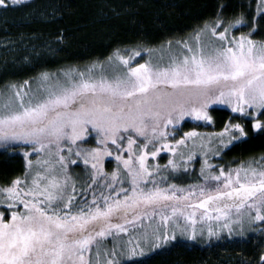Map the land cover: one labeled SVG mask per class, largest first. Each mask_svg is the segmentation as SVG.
I'll return each instance as SVG.
<instances>
[{
  "label": "snow or ice",
  "instance_id": "snow-or-ice-1",
  "mask_svg": "<svg viewBox=\"0 0 264 264\" xmlns=\"http://www.w3.org/2000/svg\"><path fill=\"white\" fill-rule=\"evenodd\" d=\"M25 3L0 0V8ZM227 11L228 5H218L211 27L206 24L194 36L199 46L184 43L186 54L170 56L166 66L151 59L132 66L140 50L124 55L117 51L118 65L111 77L104 74L103 65L93 64L84 71L42 72L35 91L29 81L7 86L9 91L0 94V146L31 145L44 157L36 161L40 168L32 172L30 182L26 173L24 180L0 189L4 208L0 264H122L125 257L142 256L145 247L161 250L169 241H177V233L191 241L198 237L211 241L222 234L242 237L245 222L249 228L264 224V157L227 171L221 167L216 173L206 171L213 168L206 158L200 174L213 184L162 188L150 179L160 166L149 165V157L162 150L175 156V149L185 145V139L176 140L175 146L168 142L176 125L186 116L211 123L208 109L214 104H226L232 112L250 118V123L254 120L255 131L264 135V41L251 36L257 15L264 24V0L247 20L243 13L229 18ZM243 24L249 34L237 36L233 29ZM203 31L209 33L206 43L201 41ZM98 66L101 72L95 75ZM170 126L173 132L168 131ZM92 132L98 147L73 149ZM216 135L213 155L247 137L239 123ZM73 154L91 166L88 184L81 191L91 189L103 176L107 194L102 190L97 197L92 190L90 201L85 197L83 203L74 204L77 186L68 170L69 164L78 163L70 158ZM113 156L122 169L118 166L108 179L103 161ZM168 164L174 170L178 167L172 160ZM28 167L32 170L31 160ZM121 171L130 187H124ZM18 205L23 212L15 210ZM156 217L159 221L153 223ZM137 228L145 230L136 233ZM257 264H264V254Z\"/></svg>",
  "mask_w": 264,
  "mask_h": 264
},
{
  "label": "trees",
  "instance_id": "trees-1",
  "mask_svg": "<svg viewBox=\"0 0 264 264\" xmlns=\"http://www.w3.org/2000/svg\"><path fill=\"white\" fill-rule=\"evenodd\" d=\"M259 3L260 0H28L19 6L0 8V90L11 84L34 81L42 72L58 73L74 67L85 68L113 58L117 51L124 55L139 49L144 52L139 61L144 62L147 50L167 46L169 42L178 43L206 24L211 25L218 5H228L227 17L243 13L247 20L251 13H255ZM256 21L254 35L257 39H264V24L259 23L258 15ZM242 28L247 29V24H243ZM60 35L64 37L62 41L57 40ZM208 111L212 116L211 123L185 119L176 125L174 138L170 137L168 142L175 146L178 139L186 141L184 134L188 132L198 133V138H201L200 134L207 133V140L216 138L212 137L214 133L223 132L225 126L234 122L245 128L247 137L234 142L220 155L211 152L217 144L213 146L207 141L201 147L203 153L194 154L191 161H188V156L193 153H186L183 158L179 153L181 149L188 150L190 145H196L191 143L198 138L187 140L185 145L176 148L175 156L162 150L156 158L159 170L153 171L150 178L156 180L157 186L167 188L176 184L188 188L215 183L205 181L200 174L206 158L213 165L206 171L216 173L218 168L227 171L264 157V135L254 131L253 120L250 123L248 117L234 115L226 108L212 107ZM98 146L95 132L79 144L84 149ZM31 147L23 144L0 146V189L11 187L16 179L24 180L29 169V156L26 158L20 151L25 148L31 150ZM123 155L127 157L126 152ZM169 160L174 161L177 169L168 164ZM118 163L112 157L106 161L105 169L113 173L120 167ZM148 163L156 165L151 157ZM74 168L73 179L77 186L74 204L83 203L85 196H82L84 191L81 188L86 187L89 181V177H85L87 166L81 162ZM121 178L124 179V187H130L123 171ZM102 185L103 180L91 185L87 193L96 190L99 197L103 190L107 194L108 190ZM147 187L151 188L152 184ZM262 230L264 224L258 229L252 227L248 232L246 229L242 237L224 236L219 240L206 239L194 243L178 239L161 250L126 264H257L264 254Z\"/></svg>",
  "mask_w": 264,
  "mask_h": 264
},
{
  "label": "rangeland",
  "instance_id": "rangeland-1",
  "mask_svg": "<svg viewBox=\"0 0 264 264\" xmlns=\"http://www.w3.org/2000/svg\"><path fill=\"white\" fill-rule=\"evenodd\" d=\"M26 1H28V0H26ZM8 2H10V0H8ZM212 25V24H211ZM211 25H209V27H211ZM243 27V25H240L239 26V29H233V32L237 35V36H239V35H241V34H244V35H248L249 34V29L247 28H242ZM205 27H203V28H201L198 32H200L202 29H204ZM256 31H257V27H256ZM255 31V32H256ZM255 32H252L251 33V36H252V38L254 39V40H256V41H264V39H257L256 37H255V35H254V33ZM197 34V32L195 33V34H193V35H191L190 37H187L185 40H182V41H180V42H178V43H173V44H171V48L169 49V45H165V46H161V47H159V48H154V49H151V51H149V50H147L146 52H145V58H146V60L144 61V62H147V61H149V59H151V61L153 62V63H159L161 66H166L167 65V63H168V61H169V57L170 56H176V55H178L179 53H181V52H184L185 54H186V49H184V47H183V45H184V43H187V44H189V45H191V46H193L194 48H196V47H198L199 45H198V42L194 39V36ZM209 39V33L207 32V31H203L202 32V34H201V41L202 42H207V40ZM143 53L144 52H141V55L140 56H143ZM140 56L139 57H135L132 61H131V64H132V66H136V63H137V61L138 62H140L139 60H140ZM163 57V59H160V57ZM144 62H140V63H144ZM94 64H98V65H103V69H104V74L106 75V76H109V77H111L112 76V74H113V69L118 65V61H116L115 60V56L112 58V59H108V60H106V61H101V62H98V63H94ZM93 64H91V65H88L87 67H85V68H81V69H78V67H74V68H69V69H73V70H79V71H84V70H86L87 68H90L91 66H92ZM63 72V71H62ZM62 72H60V71H58V73H52L53 75H57V74H60V73H62ZM100 72H101V68L98 66V67H96L95 69H94V74L95 75H99L100 74ZM38 81H39V77L37 78V79H35L34 81H30V84H31V86H32V90L33 91H35V89H36V87H37V84H38ZM21 85H23V84H21ZM9 91V89H8V87H6V88H4L3 90H0V94H4V93H7ZM3 100V95H0V101H2ZM212 107H220V108H226V109H228V110H230L231 111V108L228 106V105H226V104H214V105H212L210 108H212ZM209 108V109H210ZM208 109V110H209ZM232 112V111H231ZM234 115H239V116H241L239 113H234V112H232ZM244 116H242V118H243ZM246 118V117H245ZM185 119H191V121H196V122H198V123H200V122H202V121H197V120H194L191 116H186L183 120H185ZM250 119V118H249ZM183 120H182V122H183ZM255 121L253 120V122H252V124L254 123ZM181 123V122H180ZM179 123V124H180ZM230 124H235V122L234 123H230ZM170 129H172V127L170 126L169 127V129H168V131L169 132H173V131H170ZM254 129V128H253ZM173 130V129H172ZM254 131H255V129H254ZM184 134V133H183ZM205 134H207V133H205ZM205 134H200V136L199 137H201V138H198L197 136H195V137H192V138H186V141L187 140H189V141H191V140H193V139H199V140H195V141H193L191 144H196V145H190V148L187 150H185V149H181L180 150V156L183 158L184 156H185V154L186 153H194V154H196V153H199V154H202L201 153V147L203 146V145H205V143L208 141H211V145H213V146H215L216 144H217V141H218V136L216 135V133H214L215 135H213L212 137H216V138H211V139H206L207 137H206V135ZM170 137L171 138H174V136L173 135H170L169 137H168V139H170ZM227 137H225V139H226ZM84 141V140H83ZM83 141H78L77 142V145H72V147H73V149L75 150V149H77V148H79V149H82V150H86V149H84V148H80L79 147V144L80 143H82ZM185 141V143H187ZM236 142H239V141H235V143ZM234 143V142H233ZM198 144H199V146H198ZM110 147H112L113 148V152H114V146H111L110 145ZM25 151H27V152H30L31 153V155H29V159H27V167H28V161L29 160H31L32 161V170H30V169H28L27 170V173H28V180H29V182H30V179H31V176H32V172L34 171V170H36V169H38V168H40V166L39 165H37L36 164V161L38 160V159H41V158H43L44 157V153H37V152H35V151H33V149H32V147H31V150L30 149H28V148H25V149H22V151H20L22 154H23V152L25 153ZM211 152H213V151H211ZM64 154L66 155V156H68L69 154L67 153V146H65V152H64ZM114 157V156H113ZM26 158H28V157H26ZM70 158H72V159H77V161H78V163H81L82 162V158L81 157H76L74 154L73 155H71V157ZM152 158V157H151ZM156 158L157 157H155V159L154 158H152L153 159V161H154V163L155 164H157V160H156ZM109 159H112V157H106L105 159H104V161H103V166H104V172L105 173H107L108 175H107V178L108 179H111V174H112V172L111 171H107L105 168V163H106V161H108ZM192 160V159H191ZM191 160H188V161H191ZM83 163V162H82ZM119 164V163H118ZM74 166H76V165H72V164H69L68 165V170H69V174L72 176V179H73V173H74ZM120 167H121V165H120ZM41 170H43V169H41ZM91 171V166L90 165H87V170L85 171V174H86V178L87 177H89L88 176V174H89V172ZM24 179H25V177H24ZM104 179H105V177H103V176H101V177H97V183L98 182H100L101 180H103V185H104ZM74 180V179H73ZM96 185V184H95ZM102 185V186H103ZM23 186V185H22ZM21 186V187H22ZM119 184H117V189L119 188ZM90 190V189H89ZM89 190H85L83 193H82V196L84 195L85 197H87L88 199H89V201L92 199V193H87ZM95 192L97 193V191L95 190ZM108 192V191H107ZM106 192V193H107ZM98 194V193H97ZM82 196H81V198H82ZM98 196V195H97ZM2 210H4V208H3V205H2V203H0V211H2ZM16 211H19V212H23L24 211V209H23V206L22 205H18V207H17V209H15ZM10 211L11 210H9V212H6L5 213V216H6V218L9 216V213H10ZM159 221V217H156L155 218V221L153 222V223H156V222H158ZM144 224H145V229H147V226H148V224H149V221L147 220V221H144ZM261 224H257V225H253L252 227H255V228H259V226H260ZM198 227H199V225H198ZM245 230L247 229V232L250 230V228L248 227V225H247V222H245ZM145 229H141V228H137V229H135V232L136 233H140V232H142V231H144ZM245 232V231H244ZM224 236H226L225 234H222L221 235V237H224ZM243 236H244V234H243ZM233 237H240V236H238V235H236L235 233L233 234V236H232V238ZM128 239V235L126 234L125 236H124V240L126 241ZM178 239H182V240H186V241H189V242H191V243H194V242H199V241H207L208 239L207 238H200V237H198V239H197V241H191V240H189V239H187V238H185V237H182L179 233H177V240ZM207 239V240H206ZM212 239H216L215 237H213ZM173 241H169L168 242V244H170V243H172ZM108 244H109V247H111V238H109V240H108ZM167 244V245H168ZM166 245V246H167ZM165 247V246H164ZM117 249H119V244L117 245ZM154 251H156L155 249H149V248H147V247H145L144 248V252H143V255L141 256V255H137V256H134V257H125V258H123V260H122V264H126V263H128V262H131V261H134V260H138V259H140V258H144L145 256H147V255H149V254H151V252H154Z\"/></svg>",
  "mask_w": 264,
  "mask_h": 264
}]
</instances>
